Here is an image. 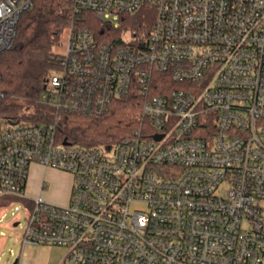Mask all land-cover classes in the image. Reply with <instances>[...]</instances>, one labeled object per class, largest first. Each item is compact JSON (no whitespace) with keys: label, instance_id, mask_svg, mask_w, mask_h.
<instances>
[{"label":"built area","instance_id":"obj_1","mask_svg":"<svg viewBox=\"0 0 264 264\" xmlns=\"http://www.w3.org/2000/svg\"><path fill=\"white\" fill-rule=\"evenodd\" d=\"M68 2L104 29L69 28L41 101L101 114L137 88L143 121L83 146L59 141L57 120H0V198L33 205L23 245L62 247V264H264V0ZM33 4L0 0V54ZM146 6V35L118 36ZM157 73L184 87L154 93ZM34 164L71 174L67 204L27 195Z\"/></svg>","mask_w":264,"mask_h":264},{"label":"trees","instance_id":"obj_2","mask_svg":"<svg viewBox=\"0 0 264 264\" xmlns=\"http://www.w3.org/2000/svg\"><path fill=\"white\" fill-rule=\"evenodd\" d=\"M68 4V0H34L32 8L21 15L13 46L0 54V120H57L59 141L83 146L117 144L131 137L143 121L144 97L137 88L115 99L101 114L56 112L41 101L46 80L60 55L55 47L69 28L73 24L87 26L98 34L104 29L95 15L75 16ZM82 17L90 20L84 21ZM154 20L155 9L143 7L125 15L116 34L130 33L135 39L143 38ZM154 79V93L169 94L184 87L183 82H176L165 73H157ZM10 200L0 198V209Z\"/></svg>","mask_w":264,"mask_h":264},{"label":"rangeland","instance_id":"obj_3","mask_svg":"<svg viewBox=\"0 0 264 264\" xmlns=\"http://www.w3.org/2000/svg\"><path fill=\"white\" fill-rule=\"evenodd\" d=\"M129 37L133 38L130 33H127ZM69 38V30L64 35L61 43L55 47V51L59 54L64 53L67 48ZM59 70L54 67L50 74L57 73ZM34 169H31V172ZM60 170L54 168L38 169V171L32 173L41 174V182L39 190L44 182L43 196L44 198L54 204L65 205L58 203L62 197L65 196V186L60 185L59 181L61 176ZM44 181H43V176ZM28 192V185H27ZM66 189V188H65ZM39 193V192H38ZM59 198V199H58ZM10 200V199H9ZM19 206L20 209H16ZM32 202L26 201L21 198H13L7 204L0 209V264H13L18 259V264H52L56 259L60 260L62 256L61 248L52 245H23V233L28 219L33 211ZM20 220L19 225H14L16 221Z\"/></svg>","mask_w":264,"mask_h":264},{"label":"crops","instance_id":"obj_4","mask_svg":"<svg viewBox=\"0 0 264 264\" xmlns=\"http://www.w3.org/2000/svg\"><path fill=\"white\" fill-rule=\"evenodd\" d=\"M31 169H34V171L32 172H35V171H38V169H48L47 167H44L42 165H39V164H34ZM31 170H30V174H29V178H28V192H27V189H26V193L29 197H35L37 195H39L40 193L43 194V188L41 186V189L39 190V186H40V180H41V174L39 173H32ZM59 172V175L61 176V179L59 181V184L60 185H63L65 186V188H63L65 190V196H61L62 199L60 202L58 203H63V204H67L69 202V199H70V195H71V189H72V176L70 173L68 172H65V171H57ZM44 177H45V174L43 176V181H44ZM27 188V186H26ZM39 192V193H38ZM59 199V198H58ZM60 248V247H59ZM61 252H62V256H61V259L58 260H54L52 262V264H62V261H63V258L65 256V253H66V250L64 248H61Z\"/></svg>","mask_w":264,"mask_h":264},{"label":"water","instance_id":"obj_5","mask_svg":"<svg viewBox=\"0 0 264 264\" xmlns=\"http://www.w3.org/2000/svg\"><path fill=\"white\" fill-rule=\"evenodd\" d=\"M157 138H160V136H158ZM64 143H65V144H67V143H68V141H64ZM17 224H18L17 222H15V223H14V225H17ZM18 261H19V260H18V259H16V260L14 261V263H13V264H18Z\"/></svg>","mask_w":264,"mask_h":264}]
</instances>
